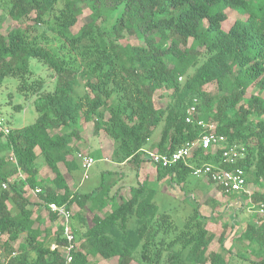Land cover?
Returning <instances> with one entry per match:
<instances>
[{"label": "trees", "instance_id": "16d2710c", "mask_svg": "<svg viewBox=\"0 0 264 264\" xmlns=\"http://www.w3.org/2000/svg\"><path fill=\"white\" fill-rule=\"evenodd\" d=\"M228 8L245 17L225 30ZM0 9V87L6 78H17L19 90L35 96L39 113L32 124L0 131V232L7 235L0 247L13 251L12 243L26 233L10 264H66L67 241L58 216L49 211L57 222L54 232L34 218L27 192L36 187L42 188L38 203L47 209L51 202L80 206L83 230L78 241L72 217L71 264H97L91 254L116 258L117 264H231L229 253L264 264V218L259 225L249 222L239 235L234 220L218 239L221 250L212 249L216 234L198 208L181 228L159 210L152 187L132 186L129 198L111 195L114 183L80 194L71 190L60 167L69 173L79 167L75 144L84 121L93 123L95 134L105 131L114 139L115 162L147 160L142 151L162 120L161 136L151 149L176 150L205 131L186 121L196 98L199 117L214 121L226 141L216 151L194 150L189 165L219 164L223 146H243L246 156L239 164L259 188L251 195L239 193V208L264 203V96H246L252 85L264 91V0H0ZM86 9L89 20L74 30ZM7 18L14 23L4 33ZM31 59L52 71L53 88L35 74ZM210 83L216 92L205 89ZM166 91L168 103L157 106V92ZM40 157L51 170L46 179L39 178ZM189 165H157V178L184 183L192 173ZM117 196L121 201L115 203ZM228 237L245 245L227 249ZM53 243L58 244L54 249ZM243 249L253 250L258 259L243 255Z\"/></svg>", "mask_w": 264, "mask_h": 264}, {"label": "rangeland", "instance_id": "374dc122", "mask_svg": "<svg viewBox=\"0 0 264 264\" xmlns=\"http://www.w3.org/2000/svg\"><path fill=\"white\" fill-rule=\"evenodd\" d=\"M1 12V9H0ZM90 10L86 9L85 13L79 17L77 24L74 26V30H78L80 26H82L85 22L89 20ZM228 19L223 23V28L228 30L235 22V20L239 18H244L243 15L236 8H228L227 9ZM14 22L10 19H6L3 24V32L5 33L10 25ZM132 43H140L141 41L135 38L130 40ZM31 67L36 75L43 76L47 78L49 82L48 88H53L54 85V74L52 71H49L48 67L44 65L38 59H31ZM205 89L207 91L216 92V84L210 83ZM80 91L83 92V88H80ZM160 92H157L155 99L157 106H165L169 101V92L166 91L160 95ZM252 94H260L264 96V91H261L257 86L252 85L249 87L246 96L249 97ZM16 105H23L24 108L17 110L15 108ZM39 117V113L36 109L35 105V96L27 97L24 93L19 90V80L14 77H8L4 80L3 85L0 87V121L4 126H8L10 129L21 128L25 125H29L34 123ZM164 120L160 121L159 124L155 127L153 134L151 135L146 148L151 149L153 143H156L160 136L162 129L164 127ZM2 125V126H3ZM1 131V126H0ZM81 139L78 140L75 144L76 152H83L86 154H92V156L96 159L95 163L87 170L88 176L85 177V169L81 166L75 169L71 173H67V177L74 183V187H76L77 191L81 193H90L95 192L98 193L101 189V186L104 185L105 188L108 187L109 183H114V185L110 189V194H116L115 191L118 186L124 185L122 188V195L124 198H129L131 196L130 187L139 185L138 178L136 176L137 170H132L130 167L126 166L125 170L128 174L124 178L118 177L119 174H115L110 171H117L119 167L115 165L112 160H105L104 157L110 154L111 143L114 144V139L110 137L105 131H100L98 134L94 133V126L92 122L84 121L81 127ZM89 154V155H90ZM77 156V154H76ZM44 158L40 157L37 161L40 163L39 170V178H47L51 175V170L49 166L43 162ZM80 162V160L78 159ZM134 164V163H133ZM63 170L66 171L64 165H62ZM18 178V176H12V179ZM141 180L144 178L141 176ZM150 181L142 182L141 184H146L152 187L155 190L154 200L159 206V210L161 212L170 213L179 227H184L187 222L188 217L198 208L201 212V215L204 216L206 226L211 231L215 232L216 238L213 241L211 248L221 250L220 242L218 241L221 234L225 231V233L229 232L230 224L234 223L235 217L234 214L236 211L238 213H243L245 218L252 220V214L248 213L249 208L247 210L242 209L239 210L238 204L236 205H225L226 202L231 201L228 198V201H224L223 203L215 204V202H207L202 204L200 202V196L198 191L194 188L197 186L199 177L190 173L186 177V182L184 184H180L176 188V192L171 194L163 190L162 185H166L171 188L172 184L170 180L165 181L164 184L160 182L158 179H149ZM176 183V182H175ZM178 184V183H177ZM216 185V184H215ZM183 186V187H182ZM249 190L253 193L256 191L259 186L254 184L253 182H249ZM218 187V186H217ZM220 188V187H219ZM220 190H222L220 188ZM31 191V190H30ZM27 192V196L30 198L31 205L30 207L33 209L34 218L36 219V223H40L43 228H51L52 232L57 227V222L52 221L51 215L47 208L41 206L38 203V199L35 195H33L32 191ZM121 195V196H122ZM121 197L117 196L115 198V203L120 202ZM234 202V200H232ZM228 206V207H227ZM9 207L14 211L16 208V204L14 200L9 201ZM80 206H73V223L77 228V237L81 238V233L83 227L81 225V221L79 215L77 214V210ZM259 213V212H258ZM90 215V216H89ZM89 218L91 214H89ZM58 222L60 220H57ZM62 221H60L61 223ZM228 222V223H227ZM226 223L228 226L226 227ZM62 224V223H61ZM26 233H22L20 238L14 241L12 244L14 246L15 252H19V246L24 242ZM7 238V235L0 238L1 242H4ZM229 238V237H228ZM227 238V239H228ZM233 243L234 245H232ZM226 248L231 250H241L245 245V242H240L238 240L230 241V238L226 241ZM224 254L227 255L228 252L224 251ZM230 256L229 261L231 264H255L250 261H246L238 257L237 255L229 253ZM243 255L250 256L253 259H258L259 255L255 253L253 250L243 249ZM91 260L96 262L97 264H117L116 258H104L101 254L90 255ZM132 264H139L134 261Z\"/></svg>", "mask_w": 264, "mask_h": 264}, {"label": "built area", "instance_id": "2783aa9c", "mask_svg": "<svg viewBox=\"0 0 264 264\" xmlns=\"http://www.w3.org/2000/svg\"><path fill=\"white\" fill-rule=\"evenodd\" d=\"M182 79V77H180ZM197 99L188 107L186 121L188 123L197 122L199 125L203 126L205 131L197 139L187 141L184 145L177 148L176 150L169 153H161L153 149H143L142 155L148 160L152 161L156 165L161 166H172L180 162L189 165L188 159L192 155L193 151L196 149H211L216 151L222 143L226 141V136L217 131L216 123L205 122L199 117V109L197 107ZM3 123L0 121L1 131L7 134L10 131L8 126H2ZM246 150L243 146L238 144L225 145L221 151V161L219 164H209L204 163L201 165H189L192 168V173L196 176L204 175L222 190L227 193H248L252 192L249 190V182L247 180V175L245 169L239 164L240 161L245 158ZM77 157L80 160L81 166L85 169V177L88 176L87 170L95 163L96 159L86 153L77 152ZM11 160L17 162L16 157L11 156ZM221 164L231 165L232 167H224ZM20 176L23 174L20 172ZM7 187V184H3ZM33 195L36 197L42 191L41 187H36L31 189ZM251 210L256 209L259 213L264 215V203L252 204L250 206ZM48 210L53 214L58 216V220L62 221L63 225V236L65 237L67 244L65 246V258L66 264H71L73 260L72 251L76 247L75 235L72 233V209L66 205H60L54 202L48 203ZM3 234L0 232V238H3ZM58 244L53 243L52 248H56ZM17 255L15 250L7 251L3 246L0 247V264H10L11 259Z\"/></svg>", "mask_w": 264, "mask_h": 264}, {"label": "crops", "instance_id": "0c3cea01", "mask_svg": "<svg viewBox=\"0 0 264 264\" xmlns=\"http://www.w3.org/2000/svg\"><path fill=\"white\" fill-rule=\"evenodd\" d=\"M111 144H112V146L110 147L109 151H111V150L112 151L110 152V154L108 156L106 155V157H104L105 160H112V153H113V150H114V144L113 143H111ZM147 149H149V148H147ZM90 155L92 156V154H90ZM114 163H115V165H117L119 167V170L110 171V172H114L115 174H119L118 177L124 178L126 176V174H128L126 172V170H125V167L128 166L132 170H137L136 176L138 178V183L139 184H141L143 181L147 183L148 181H150L149 180L150 178L155 179V180L158 179L157 178L158 177V166L155 163H153L152 161L148 160V159L142 161L139 165H137L135 163L133 164V162H130V161H125V162H122V163L114 161ZM78 166H80V162L79 161H78ZM60 167H61V169L63 171V174L66 177V180H67L71 190L72 191H77L76 187H74V185H73L74 183L66 175L68 173V171L67 170L66 171L63 170L62 164H61ZM141 176L144 178V180L140 179ZM198 177H199V181H198L197 186L194 189L198 191V194L200 196V202L202 204H205L207 202V200L209 202H213V203L215 202V204H219V203H223L224 201H228V198H229V200H231V201L226 202L225 205H231V204L236 205V204H238V206L240 207V202L241 201L237 197L238 194L235 193L236 195L234 197V196H232L230 194L224 193L222 190H220L219 187H217V185H215L213 182H211L206 176L200 175ZM167 180L171 181L172 186L170 188V187H168L166 185H162L163 190L168 192V193H171V194L175 193L177 191L176 188L178 186H181V185L177 184L175 182H172L171 176H167V177L161 179L160 182L162 184H164L165 181H167ZM182 184H184V183H182ZM123 186L124 185L118 186L116 191H115V192H118L120 196L123 194L122 193V190H123L122 187ZM130 190H131V187H130ZM121 197H123V195ZM37 198H39V197H37ZM232 200H234V202H232ZM73 206H77V203H74ZM248 208H249L248 213L252 214V217H253L252 220H249V214L247 216L248 218H245L243 213L240 214V213H238V211H236L235 214H234V217H235L234 219L237 222V226L234 229V232L236 231L235 233H237L236 235H239L241 233V231L247 226V224L249 222H253L256 225H259V224L262 223V219L264 218V215L261 214V213H258V211L255 208L251 210L250 206H248L244 210H247ZM79 209H80V207L77 210V214H79L78 213ZM239 210L242 211V209H240V208H239ZM80 239L78 238V241ZM233 240L234 239H232V237H231L230 241L232 242ZM231 244H233V243H231Z\"/></svg>", "mask_w": 264, "mask_h": 264}]
</instances>
